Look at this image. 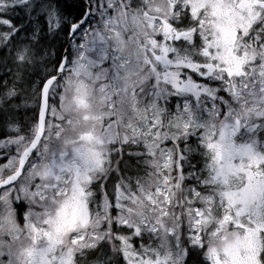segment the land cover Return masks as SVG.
<instances>
[{"label": "snow or ice", "instance_id": "snow-or-ice-1", "mask_svg": "<svg viewBox=\"0 0 264 264\" xmlns=\"http://www.w3.org/2000/svg\"><path fill=\"white\" fill-rule=\"evenodd\" d=\"M0 264H264V0H0Z\"/></svg>", "mask_w": 264, "mask_h": 264}]
</instances>
